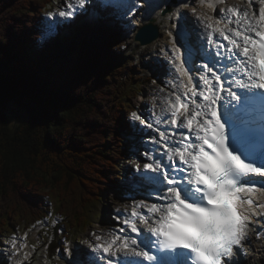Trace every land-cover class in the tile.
Returning <instances> with one entry per match:
<instances>
[{
	"label": "snow or ice",
	"instance_id": "snow-or-ice-1",
	"mask_svg": "<svg viewBox=\"0 0 264 264\" xmlns=\"http://www.w3.org/2000/svg\"><path fill=\"white\" fill-rule=\"evenodd\" d=\"M91 6L93 0H75L47 15L70 19ZM95 6L106 10L111 5L99 0ZM208 6L214 7L212 0ZM220 11L229 14L228 23L221 27L220 19L207 17L206 42L213 45L214 34L228 42V50L237 57L235 67H225L231 80H223L209 63L197 66L193 61L189 68L192 54L182 58L180 37L170 33L169 59L183 88L168 106V123L177 131L145 126L159 134L158 140L155 136L151 140L163 142L171 164L144 153L150 160L143 165L144 173L153 174L144 177L151 186L149 196L154 194L160 203L136 202L130 218L123 221L131 233L142 235L139 243L125 234V228L103 243L96 236L91 251L106 264H234V249L238 251L246 240L252 214L261 215L250 194L257 190V177L264 191V129L258 133L238 122V114L257 92L264 100V0L258 14L236 7ZM219 55L217 51L215 56ZM132 117L140 119L135 112ZM258 137L261 147L256 152ZM136 170L141 171L139 164ZM256 207L264 209V204Z\"/></svg>",
	"mask_w": 264,
	"mask_h": 264
},
{
	"label": "trees",
	"instance_id": "trees-1",
	"mask_svg": "<svg viewBox=\"0 0 264 264\" xmlns=\"http://www.w3.org/2000/svg\"><path fill=\"white\" fill-rule=\"evenodd\" d=\"M54 3L0 0V237L53 212L65 241L79 240L92 225L89 209L122 183L134 151L123 91L140 77L110 43L38 48L41 14ZM12 102L21 107L13 119Z\"/></svg>",
	"mask_w": 264,
	"mask_h": 264
},
{
	"label": "rangeland",
	"instance_id": "rangeland-1",
	"mask_svg": "<svg viewBox=\"0 0 264 264\" xmlns=\"http://www.w3.org/2000/svg\"><path fill=\"white\" fill-rule=\"evenodd\" d=\"M93 1L99 2V0ZM74 2L75 0H55L50 12L58 13L65 8L67 3ZM205 2L201 3L199 0H175L174 2L172 0H153L151 5L138 9L136 15L126 19L121 16L117 19L109 18L112 16L106 13L105 9L92 6L86 11L85 18L87 20L84 19V22L77 25L73 24L72 20L58 15L49 17L46 13L41 14L45 20L40 25L38 48L44 46L52 52L65 51L67 53L72 43L82 40L98 45L110 43L118 46L121 62L132 66L133 78L140 77L136 83L128 84L123 91L126 97L125 101L132 110L129 118L133 122L134 137L130 143L134 146V151L130 156L128 155L124 168L120 170L123 174L122 183L112 191L100 195L99 201L89 209L88 214L92 225L76 233L79 240H74L70 236V239L65 241L64 234L66 232L60 216L50 212L46 218L33 227L26 229V227L21 228L20 226L16 232H5L4 236L0 237L1 242L5 244L0 250V264H88L91 249L97 243L96 236H100L101 241L99 242L103 243L116 235L120 228L119 220L127 218L129 211L136 206V202L160 203L154 194L149 196L151 186L144 177L153 174L144 173L143 165L150 162L144 153H150L162 164L168 165L166 161L168 158L164 154L163 142L157 144L151 140L153 136L158 140L159 135H156L154 130L151 133L149 129L145 128L144 119L149 115L153 116L155 120L167 112L172 97L181 87L178 74L175 73L169 59L172 48L170 33L180 37L178 44L181 46L182 52L186 51L185 45L190 50H194V48L198 50L202 48L201 45L204 43L207 30L206 25L204 26V19L206 21L207 17L228 16V13L220 10L230 7L239 8L241 12L245 9L254 10L258 14L260 6V0L251 4L250 9L249 0H243L240 3L235 0H215L214 7L210 8L205 5ZM225 4L228 5L225 7ZM167 7L169 10H165ZM90 8L92 10L99 9V12L104 10V13L102 15L98 13L97 17H94ZM99 16L102 17L99 18ZM152 19V23L159 30L160 37L149 44L141 45L134 40L135 33L141 27L139 23L144 21L146 24ZM56 20H61L58 26H55ZM195 21L201 24L199 28H195L193 23ZM194 36L195 42H193ZM184 54L182 53V55ZM20 109L21 107L13 102L8 105L11 119H13V114L21 112ZM133 112L137 113L141 120L134 119ZM128 163H130L132 171L129 170ZM138 164L141 166L140 172L136 170ZM250 244L252 246L254 243ZM245 245L247 249V244ZM258 249L260 250L253 258L258 259L256 264H264V246L258 247ZM247 250L241 251L239 256L248 259L252 251L249 247ZM239 256L233 259L234 262L238 261Z\"/></svg>",
	"mask_w": 264,
	"mask_h": 264
},
{
	"label": "water",
	"instance_id": "water-1",
	"mask_svg": "<svg viewBox=\"0 0 264 264\" xmlns=\"http://www.w3.org/2000/svg\"><path fill=\"white\" fill-rule=\"evenodd\" d=\"M159 37L160 33L157 26L152 23V20H150V22L144 24L137 30L134 35V40L141 45H146L157 40Z\"/></svg>",
	"mask_w": 264,
	"mask_h": 264
},
{
	"label": "bare ground",
	"instance_id": "bare-ground-1",
	"mask_svg": "<svg viewBox=\"0 0 264 264\" xmlns=\"http://www.w3.org/2000/svg\"><path fill=\"white\" fill-rule=\"evenodd\" d=\"M204 1H206V0H204ZM98 2L96 1H93V7H96L95 5L97 4ZM213 3V2H212ZM91 8H92V6H91ZM90 8V11H91V13L92 14H94L95 16L94 17H97V15H98V13H100L101 15L104 13V10H102V11H100L99 12V9H96V10H92ZM210 8V7H209ZM204 10H205V8H204ZM105 12L106 13H109L112 17L114 16L113 15V11H111V10H105ZM102 16H99V18H101ZM119 18V17H118ZM117 19V18H116ZM152 21H153V19H152ZM194 23V25L196 26L195 28H199L200 27V25L201 24H199V22H197V21H195V22H193ZM145 24V22L144 21H142L141 23H139V26H142V25H144ZM190 24V23H189ZM193 26V25H192ZM209 31V30H208ZM189 32V31H188ZM193 35V34H192ZM188 39H190V38H188ZM191 41V40H190ZM193 42H195V36L193 37ZM194 44V43H193ZM196 45V44H195ZM198 45V44H197ZM191 46V45H190ZM189 48V47H188ZM197 48V47H196ZM192 50V49H191ZM194 50H195V48H194ZM184 52H187V50L186 51H184ZM188 57V54H184V55H182V58H184V59H186ZM188 67H190V65H189V61H188V65H187ZM179 137L177 136V139H178ZM174 142V141H173ZM167 161V163H169L170 161L167 159L166 160ZM178 162V161H177ZM258 201H259V204H264V194L262 195V196H260L259 197V199H258ZM263 211H264V209H263Z\"/></svg>",
	"mask_w": 264,
	"mask_h": 264
}]
</instances>
